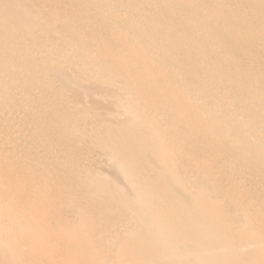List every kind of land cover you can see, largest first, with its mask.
<instances>
[{"label": "bare ground", "instance_id": "6f19581e", "mask_svg": "<svg viewBox=\"0 0 264 264\" xmlns=\"http://www.w3.org/2000/svg\"><path fill=\"white\" fill-rule=\"evenodd\" d=\"M0 264H264V0H0Z\"/></svg>", "mask_w": 264, "mask_h": 264}]
</instances>
